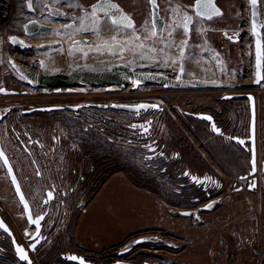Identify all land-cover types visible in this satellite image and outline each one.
<instances>
[{"label":"rangeland","instance_id":"rangeland-1","mask_svg":"<svg viewBox=\"0 0 264 264\" xmlns=\"http://www.w3.org/2000/svg\"><path fill=\"white\" fill-rule=\"evenodd\" d=\"M96 1L34 0L33 7L40 15L46 11V4L61 5L62 10L70 13V20L79 26L83 18H100L90 9ZM160 1L166 19L165 32L173 38L181 22L184 25L185 14L170 0ZM182 1L192 8L196 0ZM120 2L137 20L133 30L137 34L149 32L152 20L148 0ZM217 3L223 14L205 21V30L196 20L188 39L182 42L181 51H177L178 43L172 40L162 53L164 69L160 70L175 71L180 67L177 65L193 62L194 75L220 80L219 89L169 91L146 86L110 93L105 88H86L75 95H56L49 90L31 88L10 65L11 59L24 61L36 56L33 50L12 46L10 38L24 36L23 24L42 17L29 14L25 0H13L7 23L3 25L0 21V88L27 90L30 94L0 96V115L10 112L1 126V140L33 209H39L34 212L36 216L41 213V204H45L46 191L57 187L56 200L50 206L46 204L51 208L44 225L46 239L34 254V264H47L48 260L52 264H74L62 257L72 253L105 264L118 260L139 264H264V175L258 177L257 188L248 187V180L242 176L250 174L251 153L226 137L242 134L236 132L239 123L249 118L247 102L224 97L247 93L239 91L237 83H250L254 78L248 76L251 70L246 65L250 57H255L254 46L251 47L250 36L242 31L250 19V5L249 0ZM239 32L241 42L233 44L227 34ZM150 42L141 37L133 44V48L146 53L143 62L157 54ZM247 47L253 54L244 53ZM138 68L144 69V64ZM263 89L264 86L253 91L261 98V105ZM89 102H152L159 103L163 110L138 117L113 109L84 108L77 113L67 108ZM52 105L65 106L66 110L32 116L23 113ZM188 112L212 114L226 135L214 133L209 122ZM150 118L155 121L160 149L156 158L145 148L147 142L141 141L140 130L133 128L134 123ZM23 123L34 140L41 143V148H36L32 155L23 149L16 150L15 130ZM58 135L62 138L59 144L54 142ZM259 151L263 167L264 145L260 144ZM187 170L200 177L211 175L219 185L208 192L194 187L185 175ZM218 197L220 205L204 211L206 203ZM0 201L8 222L18 226L23 235L19 241L27 243L25 233L32 227L2 164ZM172 211L188 214L177 216ZM146 237H151L152 242L135 244ZM0 264L24 263L14 254L2 252Z\"/></svg>","mask_w":264,"mask_h":264},{"label":"water","instance_id":"water-1","mask_svg":"<svg viewBox=\"0 0 264 264\" xmlns=\"http://www.w3.org/2000/svg\"><path fill=\"white\" fill-rule=\"evenodd\" d=\"M108 2L117 5L119 8V12L114 9H107L108 15H105L102 11H96L95 17H109L111 22L113 20H117L119 23L114 24L117 26L125 27L128 29H135L136 21L135 19L119 4L116 0H108ZM202 2H210L211 5L217 9L220 15H212L211 18L199 17L204 21H209L215 17L221 16L223 14V9L218 5L217 0H202ZM28 5L29 13L34 15L36 12L34 10L32 0H26ZM101 0L96 1L91 5L90 9L93 12V6L99 5ZM157 9L154 11L152 4V24H153V32L156 33L155 36L163 37L165 35L166 29V19L162 15L161 6L159 0H156ZM196 3V1H195ZM194 3V5H195ZM193 5V10L190 11L186 9L183 11L185 16L191 18V22L188 23L187 33L190 34L192 32V26L195 23V8ZM250 5V20H251V29L252 34L254 36V50H255V75L253 80L250 83H239L238 88L239 91H248L247 93H234L231 95H227L224 98L226 100L236 99V100H248L250 103V112H251V123H250V135L248 137L241 136H232L226 135L224 129L218 124L215 117L209 113H198L196 117L199 119L205 120L210 123V126L214 133L220 135H226V137L235 143L236 145H240L245 150L251 153V171L250 176L253 177L255 181L258 180V172H259V159H258V130H257V98L256 94L253 91L258 90L264 84V18L262 15V3L261 0H257L255 7L251 4V0H249ZM46 12L47 15L60 19L62 17L68 16V12L63 11L58 6H53L52 4H46ZM86 13V10L83 11ZM193 12V14H192ZM122 14L126 15L134 27H126V22L122 18ZM196 15V14H195ZM197 16V15H196ZM255 23V28H254ZM76 22L70 21L68 28L75 27ZM24 36H32L39 33H47L55 30V27L51 24H47L46 22H42L40 18H34L28 20L23 24ZM226 33V32H225ZM24 36L13 35L10 38V44L16 48H20L23 51H34V47L28 43ZM137 37L141 38V34H137ZM257 39L260 40V54L261 59L259 65L257 63ZM64 44L61 42H53V43H43L38 46L39 50H53L58 51L63 48ZM70 52H80L83 54L88 53H118L122 52L125 49V45L122 43H91L89 38H76L71 42L70 45L67 46ZM10 65L12 69L23 79L27 80L31 88L36 90H49L54 92L56 95H75L78 94L79 90L86 88H105L110 93H118L124 88H133L139 89L141 87L151 86V87H162L165 90L173 91V90H197V91H214L222 87V83L218 79H204V78H187L184 69H178L175 71H164V70H153L148 67V65H144V69H139L138 67L129 65L127 63H119L109 67L108 69L103 70H87V69H79L70 73H58L51 74L44 71H35L33 69L27 68L23 65H20L15 60H10ZM30 94L29 91H18L14 89H9L6 87L0 88V96L3 97H16V96H28ZM70 110L75 112H80V110L84 108H92V109H101V110H117L127 113L136 114L138 117L141 115H147L151 111H162L163 108L159 103L152 102H138V103H86V104H77L68 106ZM66 110L65 106H42L35 107L28 110H24V115H33L39 113H50L54 111H64ZM9 111L0 115V132L1 126L4 122L5 116L9 115ZM154 119L150 118L148 121L134 123L133 128L139 129L140 134L142 136L141 141L147 142V145H144L145 148H148L150 151H154L157 149V140L152 138V129H153ZM243 141V143H240ZM0 151L3 152L4 157L7 158V164L4 163V160L0 158V164H2L3 168L7 171L8 179L13 186V190L18 198L20 206L24 209L26 220L29 225L32 227L34 233L31 231L26 232V236L29 238L30 244L21 243L9 223L4 219L2 214L0 213V228L8 234L13 243L14 252L16 257L21 263L24 264H34V254L37 252L39 247L43 244L45 240V236L43 235L44 229V221L46 218V214H41L36 216L34 214L31 202L26 195V192L23 188L21 179L18 175V171L14 166V163L6 151V148L2 144L1 134H0ZM11 169V171H9ZM186 177H188L193 183H201L206 182V177H200L198 175H193L189 170L186 171ZM14 178V179H13ZM50 194V195H49ZM23 197V199H21ZM56 199V186H53L52 189L47 191V198L45 199V204L51 203ZM27 205V207H25ZM216 208V206L212 204V207L204 208V211H208ZM201 211V210H200ZM179 215H187L188 213H177ZM39 221V223H34V221ZM145 242H152L151 237H146L142 239H138L135 244H141ZM17 249H23L27 259H21L20 253ZM123 255V252L120 253ZM71 257H76V259H71ZM65 260L74 263L80 264L83 261V264H105L99 262H93L87 259L84 255H79L77 253H72L68 255H64ZM112 264H135L125 260H118ZM150 264V263H143Z\"/></svg>","mask_w":264,"mask_h":264},{"label":"bare ground","instance_id":"bare-ground-1","mask_svg":"<svg viewBox=\"0 0 264 264\" xmlns=\"http://www.w3.org/2000/svg\"><path fill=\"white\" fill-rule=\"evenodd\" d=\"M170 1L183 11L186 9H189L190 11L193 10V8L185 4L182 0H170ZM33 3L34 0H32V4ZM261 3H262V15L264 18V0H261ZM12 4H13V0H0V21L3 25L7 23V19H8L7 14L10 13L11 10H13L12 9L13 7L10 6ZM193 15L195 17V21L196 20L198 21L202 30L207 29L206 22L203 19L196 16L195 14ZM28 17H30V15ZM87 19L88 20L83 18L84 22L82 21L81 24L78 23L80 24L79 26L77 25L74 28L68 29L66 33L63 35H60L57 30H54L52 32L39 33L28 37L24 36V39L35 48L34 53L36 56L27 57V59L24 61H21L20 59L17 60L18 58H15L16 60L15 59H11V60H15L20 65H23L35 71H44L51 74L70 73L79 70L80 68L87 70H103V69H108L109 67L119 63H127L135 67H138L140 64H144V65L146 64L150 69L160 70V69H164L161 67V64L163 63L164 60L163 58L164 55H162V53L169 46L170 42L173 40L175 43H178L177 47L179 48V50L177 49V51L179 52L183 49V43H182L183 40H186L189 37V34L185 33L184 31L182 22L181 25L179 26L178 31L173 33V38H170L171 36L168 35L167 33L163 37H159V36L157 37L152 35V24H149V32L141 33L142 34L141 37L142 38L146 37L151 40L150 45L157 50V54L155 56L151 55L149 60L143 62L142 61L143 56L144 54L146 55V53L133 48V44L138 41L136 39L137 33L134 30L114 25L109 17H100L97 19L87 18ZM41 20L42 22L47 21V19L45 18H42ZM248 21H249L248 23L243 25L242 31H245L247 35L250 36L251 38L250 44L252 47V45L254 46V36L252 34V29H251V20L248 19ZM83 36H88L91 43H95V44L122 43L125 45L126 48L122 52H118V53L90 52L88 54H83L80 52H70L69 49L67 48L69 42L71 40L73 41L76 38H81ZM53 42H61L64 44V47L59 49L58 51L38 49V46L43 43H53ZM244 53L253 54V51L252 49L250 50L247 47L244 49ZM30 61L31 62L33 61L34 64H31ZM246 65L251 70V74H249L248 76L253 77V75H255L254 74L255 57L254 59L253 56L250 57V59L246 61ZM177 67H179L178 69L185 70V74L187 78L196 77L194 75L195 64L193 62H187L181 65H177ZM41 206H42L41 213H47L50 209L49 206H46L43 203L41 204ZM34 209H35L34 211L35 213L39 211V209L36 208Z\"/></svg>","mask_w":264,"mask_h":264},{"label":"flooded vegetation","instance_id":"flooded-vegetation-1","mask_svg":"<svg viewBox=\"0 0 264 264\" xmlns=\"http://www.w3.org/2000/svg\"><path fill=\"white\" fill-rule=\"evenodd\" d=\"M116 1H118L119 2V4L128 12V10L122 5V3L120 2V0H116ZM218 1V0H217ZM159 3H160V6H161V1L159 0ZM148 4H149V8H150V13H151V15H150V19L152 20V11H151V5H150V3H149V0H148ZM57 6H59V7H62L61 5H57ZM26 11H29V9H28V6H27V4H26ZM64 11V10H63ZM65 12H67V11H65ZM161 12H162V7H161ZM134 19H135V21H136V23H137V20H136V18L133 16V14H131L130 12H128ZM69 12H68V16H66V17H62V18H60V19H56V18H53V17H51V16H49V15H47V12L45 11V12H43V13H40V15H42V17H41V19L42 18H45V19H47V22H50V24L51 25H53L54 27H55V30H57L58 31V33L60 34V35H63V34H65V31H67L68 29H70V28H68V25H69V23H70V17H69ZM34 15H38V16H40L39 14H37V13H35ZM163 15V14H162ZM39 18V17H38ZM58 26V27H57ZM56 27H57V29H56ZM21 32H24V29L21 31ZM143 33V32H142ZM152 33H153V24H152ZM241 33L239 32V33H234V34H227V36H229V37H231V41H232V43L233 44H236V43H239V41L241 40L240 39V35ZM165 35H166V32H165ZM141 36H142V34H141ZM35 52V51H34ZM263 86H264V84H263ZM264 90V89H263ZM256 98H257V108H258V106H259V102L261 101V98H259V96H257V94H256ZM231 100H234V99H231ZM263 100H264V98H263ZM249 106H250V103H249ZM189 113V115H193V116H195L196 117V114H198V113H194V112H188ZM212 115V114H211ZM198 118V117H197ZM199 119V118H198ZM200 120H202V119H200ZM205 121V120H204ZM220 125V124H219ZM240 125H241V121H240V123H239V126H238V128L237 129H239V127H240ZM221 126V125H220ZM222 127V126H221ZM223 128V127H222ZM225 131V130H224ZM260 144L261 145H264V143H261V142H259V140H258V159H259V172H258V175H257V177H263V175H264V164H263V167H261L260 166V156H259V153H260V151H259V146H260ZM240 146V145H239ZM241 147V146H240ZM242 149H244L243 147H241ZM247 151V150H246ZM151 153H152V157L153 158H156V156L160 153V149H159V146L157 145V149H155L154 151H150ZM248 152V151H247ZM164 150L162 151V157L161 158H163L164 157ZM262 169V170H261ZM186 175V174H185ZM199 176V175H198ZM202 177H206V179H207V181L206 182H201V183H199L198 184V182L197 183H193L192 182V184L194 185V187H198V188H200V189H203L204 191L206 190V192H208V190H210V189H212L213 188V186H218L219 184H218V181H217V179L215 178V179H213V176H211V175H208V176H202ZM242 177H244V179H247L248 180V183H247V186L248 187H252L253 185H254V187H258V182H259V179L257 180V181H255L254 179H253V177L251 178V176L248 174V175H245V176H242ZM192 185V186H193ZM205 188V189H204ZM220 203H221V201H220V198L218 197V198H212V199H210V201L208 202V203H206L207 204V206H209V205H212L213 204V206L214 205H220ZM209 204V205H208ZM196 211H198V210H196ZM8 212V211H7ZM3 216H4V218H5V220L8 222V220L6 219V217H5V215H4V213H3ZM12 219V218H11ZM9 223V222H8ZM9 225H10V227L12 228V230L14 231V233H15V235H16V237L20 240V239H23V235L21 234V232H20V230H19V228H18V226H16L15 224L14 225H12L11 223H9ZM25 235H26V233H25ZM22 236V238H20ZM1 238V237H0ZM8 238V237H7ZM28 238V237H27ZM9 239V238H8ZM2 240L3 241H5V238H2ZM10 240V239H9ZM21 241H23V240H21ZM24 242V244H30L29 243V238H28V242L26 243L25 242V240L23 241ZM22 243V242H21ZM5 253H10V254H14V252L13 251H8V252H5ZM0 254H2V253H0ZM4 254V253H3ZM15 255V254H14ZM16 256V255H15ZM62 257H64V255L62 256ZM17 258V257H16ZM33 258H34V256H33ZM64 259V258H63ZM65 260V259H64ZM65 261H67V260H65ZM91 261H93V262H95L94 260H91ZM34 262H35V260H34ZM64 262V261H63ZM68 263H69V261H68ZM135 264H139V263H135ZM140 264H142V263H140Z\"/></svg>","mask_w":264,"mask_h":264},{"label":"built area","instance_id":"built-area-1","mask_svg":"<svg viewBox=\"0 0 264 264\" xmlns=\"http://www.w3.org/2000/svg\"><path fill=\"white\" fill-rule=\"evenodd\" d=\"M241 101H245V102H247L249 104L248 100H241ZM246 107H249L247 109V112H248L247 117L249 116V118H247V120L241 121V125H240L239 129H237V131H236V132L242 133V134H239L238 135V136H241V137H248L249 134H250L251 112H250V106L249 105H246ZM27 129L28 128H27L26 124L23 123L21 125V128H18L17 130H15V132L17 133V138H18V141H16L17 142V144H16V150L17 149L18 150H22L23 149V151L26 154L31 155V153H34V149H33V147L30 144L32 142V140H30V138L28 137V135L25 134V133H27L25 131ZM257 130H258V140H259V142L264 143V102L261 105V101L259 102V106H258ZM30 133H32V132H30ZM152 138L154 140H156V133H155V128H154V123H153V129H152ZM36 141H38V140L37 139L33 140V142L37 143ZM47 158H50V162L52 164L53 163V160L51 159V157L49 156ZM47 191H46V193H47ZM56 197H57V189H56ZM51 203H49V206H50ZM3 207L4 206L0 203V209L4 210ZM41 214H46V218L48 217V213H41ZM45 224H46V222L44 223V225ZM43 235H44V229H43ZM0 237H1L0 238V250L3 253L8 252V251H13V247H12V244H11V240H9L7 238V236H5L4 232H2L1 230H0ZM2 238H5V241H3ZM45 239H46V237H45Z\"/></svg>","mask_w":264,"mask_h":264},{"label":"snow or ice","instance_id":"snow-or-ice-1","mask_svg":"<svg viewBox=\"0 0 264 264\" xmlns=\"http://www.w3.org/2000/svg\"><path fill=\"white\" fill-rule=\"evenodd\" d=\"M149 3L152 4L154 11L157 9V3L156 0H149ZM257 3V0H251V4L253 5V7H255ZM195 8V14L198 17H206V18H211L212 15H220L219 11L217 9H215L210 2H202V0H196V3L194 5ZM107 9H114L115 11L119 12V8L117 7V5L108 2V0H101V3L99 5H94L93 6V14H95L96 11H102L104 12L105 15H108V12L106 11ZM122 18L123 20L126 22L125 26L126 27H134V25L131 23L130 19L122 14ZM184 31L185 33H187V29H188V23L191 22V18L185 16L184 17ZM113 24H118L119 22L117 20H113L112 21ZM254 28H255V23H254ZM152 35H156L155 32L152 33ZM136 39L138 40L139 37H136ZM183 54V53H182ZM261 59V54H260V40L257 39V63L259 65ZM173 63H175V61H173ZM240 143H243V141H240ZM0 158H2L4 160V163L7 164V158L4 157V154L2 151H0ZM9 171H11V169H9ZM14 179V178H13ZM50 195V194H49ZM21 199H23V197H21ZM25 207H27V205H25ZM209 208L212 207V205L208 206ZM34 223H39V221H34ZM17 251L20 253V257L21 259H27L23 249H17ZM71 259H76V257H71ZM80 264H83V261L80 262Z\"/></svg>","mask_w":264,"mask_h":264},{"label":"crops","instance_id":"crops-1","mask_svg":"<svg viewBox=\"0 0 264 264\" xmlns=\"http://www.w3.org/2000/svg\"><path fill=\"white\" fill-rule=\"evenodd\" d=\"M29 116H32V115H29ZM27 133H25V134H27L28 135V137L30 138V140H32V142L30 143L31 144V146L33 147V149H34V151L36 150V148H41L40 147V142L39 141H36V142H38V144L37 143H35V142H33V140H34V136H32V134L29 132V130L27 129V130H25ZM31 136V137H30ZM22 137V136H21ZM60 140H62V138L58 135L57 137L55 136L54 137V142L55 143H57V144H59V143H61L60 142ZM32 154H34V153H31V155Z\"/></svg>","mask_w":264,"mask_h":264},{"label":"trees","instance_id":"trees-1","mask_svg":"<svg viewBox=\"0 0 264 264\" xmlns=\"http://www.w3.org/2000/svg\"><path fill=\"white\" fill-rule=\"evenodd\" d=\"M41 114H45V113H41ZM53 259H54V257H53ZM53 259H52V260H53ZM50 260H51V259H50ZM94 261H95V262H101V261H97V260H94ZM46 263H47V264H52L51 261H49V260H48Z\"/></svg>","mask_w":264,"mask_h":264}]
</instances>
